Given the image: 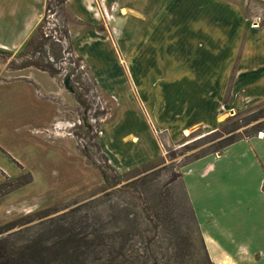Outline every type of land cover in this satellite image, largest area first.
I'll use <instances>...</instances> for the list:
<instances>
[{
    "label": "rangeland",
    "instance_id": "1",
    "mask_svg": "<svg viewBox=\"0 0 264 264\" xmlns=\"http://www.w3.org/2000/svg\"><path fill=\"white\" fill-rule=\"evenodd\" d=\"M166 2L164 6H170L172 0H163ZM210 11L212 21L218 25V31L212 32V42L219 40L221 33L226 43L233 44L230 38L235 39L234 23L252 24L254 19L260 23V17L264 22V3L259 0H210ZM120 16L118 12L113 14L112 23ZM42 21L43 16L30 42L15 57L0 53V87L16 83L19 100L30 104L33 112L31 115L30 108L20 110L21 123H29L26 127V123L20 124L14 135L4 131L0 139V151L13 160L8 155L13 149L18 163L13 161L21 172L0 185V226L47 209L55 211L41 220L74 210L76 216H97L111 227L109 231L119 228L129 235L126 258L138 254L141 264H212L204 253L188 203L184 173L196 160L220 153L228 142L258 137L264 131V101L244 110L229 107L232 65L224 81L209 79L202 64L193 68L198 60L189 65L183 59L190 47H172L165 43L168 41L132 46L129 50L103 42L91 53L90 60L72 47L85 70L77 80H69L70 91L64 78L43 68L58 63L62 53L50 44L55 43L52 38L44 37ZM66 21L67 14L64 18L60 14L59 22ZM64 31L68 33L66 26ZM212 46L207 43L194 47L196 57L201 59L206 54L209 58V51L215 54L218 49ZM223 48L224 56L234 55L231 46ZM136 51L143 55L127 59ZM175 54L179 55L178 61L171 60ZM212 63L215 65L210 74L219 69L218 62ZM144 70L150 77L157 71L162 76L139 79ZM76 83L82 90L74 93ZM151 83L154 86L147 88ZM214 83H222L221 94L208 92ZM0 106L4 108L0 109L1 125L19 110V101L18 108L16 103ZM209 109L219 112V116L206 127ZM82 117L84 127L62 128L56 141L32 133L57 122L72 125ZM160 120L163 127L157 130L154 125ZM8 128L11 130V123ZM185 129L188 135L183 133ZM132 137L137 141L132 142ZM97 263L93 260L89 264Z\"/></svg>",
    "mask_w": 264,
    "mask_h": 264
},
{
    "label": "crops",
    "instance_id": "2",
    "mask_svg": "<svg viewBox=\"0 0 264 264\" xmlns=\"http://www.w3.org/2000/svg\"><path fill=\"white\" fill-rule=\"evenodd\" d=\"M259 1L264 3V0ZM166 4L163 0H66L64 9L70 43L74 49L76 47L77 54L87 60L103 42H112V46L117 43L129 47L128 50L132 46H150L164 41L172 47L186 45L190 48L186 58H182L189 65L198 60L193 68L202 64L203 73L207 71L209 79L224 81L227 70H231L229 65H232L229 107L244 110L264 101V22L261 23V17L260 23L259 19H254L252 24H232L236 32L235 39L230 38L233 44L226 43L227 39L221 33L219 40L212 42V32L218 31V25L212 21L210 0H172L170 6H164ZM44 9V0H0L2 55L13 58L22 50L38 29ZM117 12L121 16L112 23L113 14ZM129 22L133 23L129 25ZM207 43L218 49L215 54L211 55L209 51V58L205 57L206 54L201 59L199 55L196 57L194 47ZM226 46L233 48L232 57L224 56L223 47ZM138 54L143 55L142 52H131L127 59H136ZM178 57L171 56V60L178 61ZM212 62H218L219 69L210 74L215 65ZM157 75L161 77L162 73L157 71L150 77L143 72L139 79H154ZM16 86V83H8L0 87V105L6 102V107H12L16 103L18 108L19 101V110L6 118L11 123V130L6 129L8 123L4 121L0 125V139L4 131L14 135L21 128L20 124L26 123V127L29 123H21L19 118L20 110L29 111L30 104L19 100ZM153 86L151 83L146 87ZM221 89L222 83H214L208 92L221 94ZM16 95L17 99L14 98ZM173 107L171 105L172 111ZM0 109L4 108L0 106ZM209 110L207 120H204L206 127L219 116V112ZM2 116L1 113V119ZM162 124L160 120L154 126L162 130ZM187 131L185 129L183 133ZM135 141L137 138L132 137V142ZM8 155L18 163L13 149ZM13 160L0 151V185L21 173ZM184 182L209 261L212 264H264V131L258 137L238 140L220 153L196 160L184 173Z\"/></svg>",
    "mask_w": 264,
    "mask_h": 264
},
{
    "label": "trees",
    "instance_id": "3",
    "mask_svg": "<svg viewBox=\"0 0 264 264\" xmlns=\"http://www.w3.org/2000/svg\"><path fill=\"white\" fill-rule=\"evenodd\" d=\"M62 12L64 18V8ZM50 44L61 51L59 45ZM55 64L57 62L54 61L43 68L53 74L56 73ZM234 142H228L224 148ZM54 211L43 210L37 215L24 216L17 223L0 226V264H89L93 260L98 261L97 264H141L138 254L134 258H126L131 239L121 229L109 231L111 227L97 216L91 219L85 214L76 216L74 210L41 220ZM33 220L38 222L25 226ZM15 227L23 228L8 233ZM5 233L8 234L3 236ZM134 252L131 251L132 254ZM206 257L208 259L207 254Z\"/></svg>",
    "mask_w": 264,
    "mask_h": 264
},
{
    "label": "built area",
    "instance_id": "4",
    "mask_svg": "<svg viewBox=\"0 0 264 264\" xmlns=\"http://www.w3.org/2000/svg\"><path fill=\"white\" fill-rule=\"evenodd\" d=\"M45 1V9H44V15H43V35L46 38H52L53 41L60 46L61 48V59L60 61L54 65L56 69V77L57 78H64L69 73H72L70 76V82L75 81L78 79V75H82L85 70V64L83 60L79 59L78 55L76 53H73V48L70 43L69 33L63 32L64 30V22H59L60 14L63 16L62 9L64 8L65 1L66 0H44ZM60 12V14H59ZM59 14V17H58ZM64 21V20H63ZM53 61V60H52ZM50 60V62H52ZM63 79V80H64ZM79 85L76 83L74 88V93L76 90H82V88H78ZM92 91V90H91ZM112 102V99H111ZM105 109L107 110V107L105 106ZM107 114H109V109L107 110ZM95 112V111H94ZM85 119L78 118L75 123H72V125L69 122H57L52 124L49 128L45 129H35L32 133L34 135H44L48 140L56 141V138L58 136H61L62 131L66 129L67 127H84L83 121ZM91 120L89 121V124H92ZM85 124V123H84ZM67 136H70L71 134L65 133ZM63 138V136H62ZM78 142L81 141V139H77ZM264 195V192H263Z\"/></svg>",
    "mask_w": 264,
    "mask_h": 264
},
{
    "label": "water",
    "instance_id": "5",
    "mask_svg": "<svg viewBox=\"0 0 264 264\" xmlns=\"http://www.w3.org/2000/svg\"><path fill=\"white\" fill-rule=\"evenodd\" d=\"M72 73H69L65 79H64V83H65V87L69 89L68 87V83H69V80H70V76H71ZM70 90V89H69ZM71 91V90H70Z\"/></svg>",
    "mask_w": 264,
    "mask_h": 264
},
{
    "label": "bare ground",
    "instance_id": "6",
    "mask_svg": "<svg viewBox=\"0 0 264 264\" xmlns=\"http://www.w3.org/2000/svg\"><path fill=\"white\" fill-rule=\"evenodd\" d=\"M186 135H188V132H185Z\"/></svg>",
    "mask_w": 264,
    "mask_h": 264
}]
</instances>
